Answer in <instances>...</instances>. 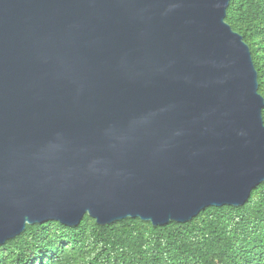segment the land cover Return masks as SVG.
<instances>
[{"label": "water", "instance_id": "water-1", "mask_svg": "<svg viewBox=\"0 0 264 264\" xmlns=\"http://www.w3.org/2000/svg\"><path fill=\"white\" fill-rule=\"evenodd\" d=\"M230 1L0 0V245L247 202L264 96Z\"/></svg>", "mask_w": 264, "mask_h": 264}, {"label": "trees", "instance_id": "trees-1", "mask_svg": "<svg viewBox=\"0 0 264 264\" xmlns=\"http://www.w3.org/2000/svg\"><path fill=\"white\" fill-rule=\"evenodd\" d=\"M240 11L249 19L243 25L236 21L235 14ZM226 20L250 42L259 73V92L264 96V63L260 65L261 56L252 41L254 34L264 29V0H231ZM259 192H264V182L253 189L244 205L208 206L188 222L170 221L167 225L155 226L141 218L101 225L88 214L77 226L56 220L27 224V242L12 240L6 246L0 245V249L13 252L14 264L28 262L27 247L40 255L37 264H74L63 253L64 243L73 248L91 245L90 254L80 264H178V260H182V264H264V209L251 206ZM226 210H231L236 217L230 228L232 236L227 237L229 229L223 226H217L214 235L204 236L203 231L212 226L215 217L205 221L203 215ZM49 225H52L53 235ZM86 226L90 227L89 232ZM49 251L53 257L48 256ZM57 258L61 261L57 262Z\"/></svg>", "mask_w": 264, "mask_h": 264}, {"label": "rangeland", "instance_id": "rangeland-1", "mask_svg": "<svg viewBox=\"0 0 264 264\" xmlns=\"http://www.w3.org/2000/svg\"><path fill=\"white\" fill-rule=\"evenodd\" d=\"M241 12L242 11L237 12L235 15H237L236 16V21H238L240 24L243 25L247 21H249V19H248V17L246 18L244 15H242ZM241 16H243V17H241ZM252 41L255 42V46L257 47V49H256L257 53L260 54V56H261L260 65H262L264 63V29H262V31L258 30V32H256V34H254ZM251 206L253 208H256L257 210H259V209L263 210L264 209V192H259V193H257L255 195L254 200L251 203ZM212 216L215 217V221L212 223L211 227H208L207 229H205L203 231V235L204 236H206V235L207 236H212V235H214L216 233L217 226H219V227L223 226V227H226V228L229 229L227 237L232 236L230 228L233 226V224L236 221L235 214L231 210H226L223 213H220V214L214 213L213 215H210V216L205 214V215H203V219L205 221H208V220L211 219L210 217H212ZM128 218H132V217H128ZM114 222H116V221H114ZM114 222H112V223H114ZM45 223H47V222H45ZM112 223H110V224H112ZM49 227H50V229H49L50 234L53 235L52 225H49ZM85 229H86L87 232H89L90 227L86 226ZM27 232L28 231L25 230L20 235L7 240L6 243L2 244L1 246H6V244L9 241L16 240V239H18L19 241H22V242H24V240H26V242H27V236H28ZM64 245H65L66 249H64L63 253L66 254L68 256L69 260L72 261L71 263H74V264H80L81 261L84 258H86L87 255H89L90 252H91L90 251L91 250V245L90 244L86 245L85 247H81V248H73L70 245H67V243H64ZM25 250H26V257H27V260H28V262H26L25 264H37V260L39 259L40 255L34 254L33 252H31L28 249V247ZM47 254H48L49 257H53V254H51V251H49ZM55 260L57 262L61 261L60 258L59 259L57 258ZM182 263H183L182 260H178V264H182ZM0 264H14L13 252L11 250H9L7 248L0 249Z\"/></svg>", "mask_w": 264, "mask_h": 264}]
</instances>
